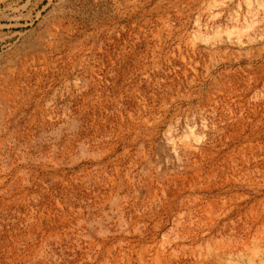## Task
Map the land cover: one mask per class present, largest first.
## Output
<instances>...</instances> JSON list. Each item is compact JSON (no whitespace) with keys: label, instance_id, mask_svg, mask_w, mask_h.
I'll return each instance as SVG.
<instances>
[{"label":"rangeland","instance_id":"obj_1","mask_svg":"<svg viewBox=\"0 0 264 264\" xmlns=\"http://www.w3.org/2000/svg\"><path fill=\"white\" fill-rule=\"evenodd\" d=\"M0 264H264V0H0Z\"/></svg>","mask_w":264,"mask_h":264}]
</instances>
